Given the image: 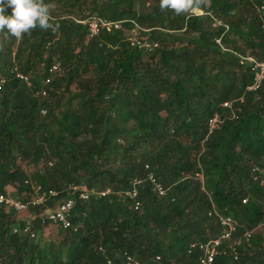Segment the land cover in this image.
<instances>
[{"label": "trees", "instance_id": "16d2710c", "mask_svg": "<svg viewBox=\"0 0 264 264\" xmlns=\"http://www.w3.org/2000/svg\"><path fill=\"white\" fill-rule=\"evenodd\" d=\"M6 1L39 15L17 36L0 2V193L6 185L24 193L29 179L57 191L46 204L67 196L75 203L73 227L41 243L38 219L33 237L12 233L23 221L0 206V264H125L126 255L137 264H196L188 242L222 231L210 210L239 229L264 220V80L247 91L251 72L238 62L264 56V0H189L185 11V0ZM90 16L136 22L157 47L136 50L116 29L88 38L78 21ZM52 64L45 96L11 72L28 74L36 89ZM239 97L233 115L220 105ZM214 113L221 120L208 131ZM16 155L35 172L22 170ZM41 158L54 161L40 166ZM145 163L164 194L144 179L125 196ZM68 184L108 191L79 200ZM257 237L236 259L219 253L212 264H264V235Z\"/></svg>", "mask_w": 264, "mask_h": 264}, {"label": "built area", "instance_id": "2783aa9c", "mask_svg": "<svg viewBox=\"0 0 264 264\" xmlns=\"http://www.w3.org/2000/svg\"><path fill=\"white\" fill-rule=\"evenodd\" d=\"M4 4L5 9L11 15V27L16 33L17 36L22 31V28L26 24L27 21L38 16L39 13L35 10L34 7H22L17 5L14 2L0 0ZM194 14H200V12L192 11ZM258 12L261 17L264 16V3L258 6ZM83 23L86 27V36L88 38L94 37L98 35L101 29L110 30L116 29L121 30L123 38L128 42L129 46L140 50L143 52H151L156 47L157 44L155 41L148 39L145 35H142V32H146L145 28L140 27L136 22L131 21V25L128 27H124L121 25L122 21H110L103 18L90 16L84 20L78 21ZM219 22L215 21L214 24ZM219 39L216 38L215 42L218 43ZM239 64L247 63L249 67V71L251 72V82L245 87L247 91H254L259 88L261 82L264 80V56L261 59H256L252 56H240ZM57 69V64H52L47 69L46 76L42 79L41 87L32 89V83L29 80L28 74L21 73L17 70H11L14 73V76L20 81L24 82L25 86L28 87L31 94L33 96H45L46 94V86L52 80V73ZM2 79H0V83ZM242 97L238 99L232 100H224L220 103L221 107L226 108L232 114V103L236 100H241ZM41 114L44 113V110L41 109ZM220 114L214 113L213 116L208 121V131L213 129L218 122H220ZM47 166L52 164L51 161H45ZM143 169L145 170L143 178L133 177L130 180V188L123 191L125 196L134 197L136 194V186L145 179L151 185V190L155 192L157 195L164 194V188L162 184L157 181L152 174V172L148 169L147 163L143 164ZM193 177L202 183V175L200 172H195ZM23 184L27 186V191L22 193V196L15 197L12 192L16 189L12 185H6L4 188V192L0 193V206L4 209L12 210L15 214H17V221H23V225L21 227L13 226L11 228V232H23L29 233L31 237H33V232L31 231L32 219H38L39 222L43 225V228L46 225H53L56 228L66 229L73 227L69 220L70 212L74 206L75 198L72 196H67L65 198H61L59 200H53V202L48 205L46 202L50 198L57 197V191L49 190L44 191L41 186L33 182L29 179H25ZM11 189V190H8ZM66 191L70 193V195L75 194L76 198L79 200L88 199L89 195L96 194L97 196H101L104 193H107L108 190L97 191L94 189H87L82 184H68L66 186ZM244 201V199H242ZM138 203L135 202V205ZM40 205L43 206V209L39 212H33V206ZM213 213L216 215L217 221L221 226V232L215 236L207 238L203 241H190L187 244L188 252H196V264H212L213 259L216 255L229 253L232 259H236L237 257V248L242 245L249 244L250 237L252 235V229H239L240 225L236 220L227 215L217 214V212L212 209L208 214ZM42 228V229H43ZM74 229V228H73ZM105 258V257H104ZM104 264H112L108 258L104 259ZM125 264H137L130 256L126 255Z\"/></svg>", "mask_w": 264, "mask_h": 264}, {"label": "rangeland", "instance_id": "374dc122", "mask_svg": "<svg viewBox=\"0 0 264 264\" xmlns=\"http://www.w3.org/2000/svg\"><path fill=\"white\" fill-rule=\"evenodd\" d=\"M188 2L189 0H185V7H184V11L187 10V7H188ZM190 10V9H189ZM191 12L192 11H195V12H200L199 9H196V10H190ZM219 41V40H218ZM239 62V61H238ZM73 88V85L70 86V89ZM163 114V112H162ZM46 161V159L44 160V158H41L40 160V163L39 165L42 166L43 164V161ZM49 161L53 162L54 159H49ZM42 163V164H41ZM16 164L22 169L24 170L27 174H31L33 172H35L36 168L34 165L30 164V163H27L26 161L22 160V159H19L18 155H16ZM43 168V167H42ZM94 190L97 189V188H93ZM8 190H11V189H8ZM22 193L21 191L19 190H15L14 192H12V194L15 195V197H21L22 196ZM57 228L53 225H46L43 229H42V232H41V240H39V242L41 243L42 242H47L49 239L53 240L57 237ZM252 232L253 233H257L258 237H262L264 235V220L259 223L257 226H255L253 229H252ZM257 237V238H258Z\"/></svg>", "mask_w": 264, "mask_h": 264}, {"label": "clouds", "instance_id": "9594fccd", "mask_svg": "<svg viewBox=\"0 0 264 264\" xmlns=\"http://www.w3.org/2000/svg\"><path fill=\"white\" fill-rule=\"evenodd\" d=\"M193 9L196 10V8H192V10H193ZM190 10H191V9H190ZM190 10H189V12H191ZM200 11H201V10H200ZM192 13H193V12H192ZM193 14H194V13H193Z\"/></svg>", "mask_w": 264, "mask_h": 264}]
</instances>
